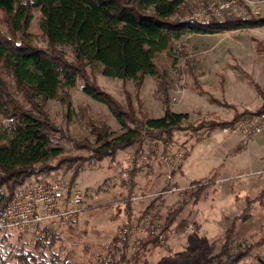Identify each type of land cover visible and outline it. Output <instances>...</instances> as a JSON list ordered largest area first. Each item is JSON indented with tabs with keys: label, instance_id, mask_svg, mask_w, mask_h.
I'll return each instance as SVG.
<instances>
[{
	"label": "rangeland",
	"instance_id": "obj_1",
	"mask_svg": "<svg viewBox=\"0 0 264 264\" xmlns=\"http://www.w3.org/2000/svg\"><path fill=\"white\" fill-rule=\"evenodd\" d=\"M223 1H233L232 7L220 9ZM30 14L26 36L32 45L45 49L39 12ZM248 15L264 17V0H184L171 20L216 17L234 22L250 19ZM7 26V16L0 9V33L11 37ZM230 26L235 29L186 32L174 40L169 52L155 56L157 76H145L140 87L131 80L103 76L97 64L85 67L89 81L124 108L131 104L137 119L161 118L165 109L187 114L171 136L144 135L112 158L95 161L90 152L97 146L91 125H105L114 134L122 128L104 104L83 91V80L78 79L68 91V111L58 100L43 103L59 130L52 143L62 154L35 166L36 173L42 170L37 174L79 190L82 205L73 220L54 230L58 236L54 245L41 251L33 248L40 237L29 229L0 233V264H17L15 256L22 250L37 255V264H96L121 247L113 245L112 239L124 235L119 234L123 227L128 236L127 264H198L212 258V264H226L240 255L234 264L264 261V158L260 159V149L252 147L264 133L247 141L238 132L222 131L239 120L264 114V26ZM58 49L73 60L70 47ZM0 77L12 85L1 68ZM13 97L24 103L20 95ZM214 122L226 125L213 128ZM0 124L7 125L1 113ZM220 163V169L210 175ZM193 179H214L201 190L196 204L194 196L200 187L191 186ZM145 210L148 213L143 215ZM243 214V219H235L226 255L214 257L223 250L226 229ZM146 216L159 242L134 253L138 242L149 240L148 225L141 223Z\"/></svg>",
	"mask_w": 264,
	"mask_h": 264
},
{
	"label": "trees",
	"instance_id": "obj_2",
	"mask_svg": "<svg viewBox=\"0 0 264 264\" xmlns=\"http://www.w3.org/2000/svg\"><path fill=\"white\" fill-rule=\"evenodd\" d=\"M183 4L184 0H0V9L7 16V27L13 33L11 37L0 33V68L8 73L12 82L9 85L0 77V113L7 121L5 127L0 124V211L16 188L27 178L42 172L36 173L35 166L62 154L52 143L59 130L44 110L43 103L48 99L58 100L68 111V91L78 79L83 80V91L104 104L122 128L121 133L114 134L105 125H91L90 134L97 146L90 152L95 161L112 158L117 151L130 147L144 135L150 134L156 139L165 134L171 136L187 120V114L169 109H165L161 118L137 119L131 104L124 108L93 85L85 76V67L97 64L103 76L131 80L140 87L145 76H157L155 56L169 52L172 42L186 32L218 33L235 29L230 26L233 23H237L236 28L264 26V17L252 18L251 15L247 17L250 19L234 22L216 17L206 21L171 20ZM31 10L39 12L38 29L45 39V49L32 45L26 36ZM62 46L71 48L72 61L58 49ZM14 94L20 95L24 103L16 100ZM225 125L214 122L211 127ZM77 174L76 168L74 177ZM213 180L192 182V187H200L196 190L194 204L199 201L201 190L211 186ZM2 188L5 193L1 192ZM147 213L145 210L143 215ZM243 218L244 214L233 219L231 227L226 229L223 250L214 257L226 255L235 219ZM56 235L52 230L42 234L34 241L33 248L41 251L45 246H53ZM127 239L125 234L115 236L112 244L121 247L116 246V252H109L96 264H127L129 259L124 251ZM158 242L157 237L151 235L148 241L138 242L134 253L144 249L146 244ZM242 257L237 256L230 263L227 259L226 264H234ZM15 259L17 264H37V255L29 251L22 250ZM213 260H201L198 264H212ZM259 263L264 264V261Z\"/></svg>",
	"mask_w": 264,
	"mask_h": 264
},
{
	"label": "built area",
	"instance_id": "obj_3",
	"mask_svg": "<svg viewBox=\"0 0 264 264\" xmlns=\"http://www.w3.org/2000/svg\"><path fill=\"white\" fill-rule=\"evenodd\" d=\"M232 4L233 1H223L220 9H230ZM222 131L238 132L249 141L251 136L264 133V114L244 121L239 120L232 126L224 127ZM81 205L82 194L79 190L52 177L31 176L13 191L5 207L0 211V233L29 229L36 237H40L73 220L79 214ZM147 217L149 216L144 217L141 223L148 225L145 227L147 236H154V224ZM125 231L127 228L123 227L119 234H125Z\"/></svg>",
	"mask_w": 264,
	"mask_h": 264
},
{
	"label": "crops",
	"instance_id": "obj_4",
	"mask_svg": "<svg viewBox=\"0 0 264 264\" xmlns=\"http://www.w3.org/2000/svg\"><path fill=\"white\" fill-rule=\"evenodd\" d=\"M257 139H258V137L255 138L254 141L252 142L253 143L252 144V147H254V150L260 149V159H262V158H264V153H262V150H264V136L260 137V140H258V141H257ZM236 141H237V143H241L238 139ZM237 143H235V146L233 147V149L235 147H237ZM222 164L223 163H220V164H218L217 167H214L213 169H211V171H210L211 174L210 175H212V174H214V172L218 171V168L220 169V167L222 166ZM194 180H196V179H193L191 181H194ZM213 183H214V180H213Z\"/></svg>",
	"mask_w": 264,
	"mask_h": 264
}]
</instances>
